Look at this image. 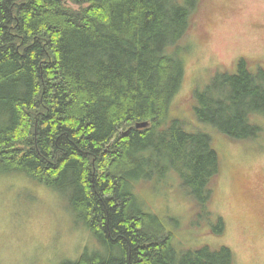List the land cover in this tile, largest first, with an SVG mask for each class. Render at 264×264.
Returning <instances> with one entry per match:
<instances>
[{
    "label": "trees",
    "instance_id": "obj_1",
    "mask_svg": "<svg viewBox=\"0 0 264 264\" xmlns=\"http://www.w3.org/2000/svg\"><path fill=\"white\" fill-rule=\"evenodd\" d=\"M198 2L0 0V174L65 194L98 242L61 264L233 263L228 247L207 244L176 262L171 233L134 196L168 169L201 202L212 196L209 135L167 118ZM236 65L192 95L199 121L243 140L260 132L251 118L264 115V68Z\"/></svg>",
    "mask_w": 264,
    "mask_h": 264
},
{
    "label": "rangeland",
    "instance_id": "obj_2",
    "mask_svg": "<svg viewBox=\"0 0 264 264\" xmlns=\"http://www.w3.org/2000/svg\"><path fill=\"white\" fill-rule=\"evenodd\" d=\"M180 44L186 45L182 85L167 118L186 131L209 135L220 171L206 202L191 194L173 169L143 182L134 196L143 212L171 233L176 262L185 250L207 244L228 247L232 264H264V115L251 118L260 127L256 137L232 140L198 120L192 95L217 73H234L239 57L250 70L264 68V0H199ZM217 217L223 222L218 234ZM97 243L65 194L23 173L0 174V264H61L85 248L98 249Z\"/></svg>",
    "mask_w": 264,
    "mask_h": 264
},
{
    "label": "water",
    "instance_id": "obj_3",
    "mask_svg": "<svg viewBox=\"0 0 264 264\" xmlns=\"http://www.w3.org/2000/svg\"><path fill=\"white\" fill-rule=\"evenodd\" d=\"M139 126V125H138Z\"/></svg>",
    "mask_w": 264,
    "mask_h": 264
}]
</instances>
